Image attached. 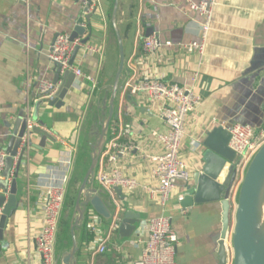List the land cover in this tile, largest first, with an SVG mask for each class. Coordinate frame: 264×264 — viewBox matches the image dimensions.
<instances>
[{"label":"crops","instance_id":"obj_1","mask_svg":"<svg viewBox=\"0 0 264 264\" xmlns=\"http://www.w3.org/2000/svg\"><path fill=\"white\" fill-rule=\"evenodd\" d=\"M123 2L126 15L128 2ZM111 8V0H99V9L88 26L82 0H0V151L11 156L15 143L10 144L9 137L18 133V119L27 117V112L29 120L42 122L54 139L39 149L36 147L40 138L31 135L29 139L31 148L18 167L17 208L8 218L0 242V264H39L34 237L42 228L48 185L65 178L67 200L73 204L85 164V137L95 110L92 111L91 104H96L99 91L97 86L93 90L84 78H68L66 85L70 88L63 100L65 105L55 109L46 105L39 84L54 81L50 49L57 35L73 33L79 19H83L86 28L82 38L88 37L86 44L99 50L85 57L81 64L84 75L94 78L96 83L102 71V79L111 77L117 50L110 24ZM132 9L131 21L120 25L122 35L130 30L124 41L129 73L132 67L138 79L146 75L180 86L193 85L201 99L186 119L180 150L192 175L202 167L201 144L213 128L226 129L237 123L256 130L264 127V0H215L203 55L163 49L147 57L142 50L146 28H152L161 41L199 39L201 19L189 11L186 0H134ZM60 82L65 81L61 78ZM127 96L119 103L111 127L118 118L129 126L131 133L125 140L134 142L136 149L119 157L116 166L139 185H155L148 156L158 148L150 133L163 132L166 127L155 103L144 95L131 96L130 100ZM11 157V166L8 163L2 171L9 172L6 189L18 161ZM184 192L185 187L178 184L164 206L151 200L140 186L132 193L122 192L123 201L117 196L120 208L132 210L140 217L136 230L128 237L114 230L107 250L92 255L98 240L108 234L109 225L95 222V233L86 227L78 236L76 264H132L140 258L146 241L141 223L161 216L171 219L177 237L175 264H218L221 203L183 207L178 198ZM0 196L7 197L3 191ZM229 200L231 205L235 202L233 197Z\"/></svg>","mask_w":264,"mask_h":264},{"label":"built area","instance_id":"obj_2","mask_svg":"<svg viewBox=\"0 0 264 264\" xmlns=\"http://www.w3.org/2000/svg\"><path fill=\"white\" fill-rule=\"evenodd\" d=\"M186 4L189 11L201 19V24L197 30L199 39L173 43L171 41H161L157 34L152 33L144 38L142 42V50L145 56L153 57L163 49L175 50L185 55H203L215 0L200 2L186 0ZM82 6L83 9L88 10V13L85 14L96 13L99 9V0H82ZM82 40V37L71 40L70 35H57L49 52V60L52 64L59 65L61 72L68 71L77 80L86 79L92 84V89L95 90L96 81L94 78L84 75L81 64L77 61L86 54H96L99 50L87 44H82ZM76 48H79L78 54L73 64L70 65V58ZM80 53L81 56H79ZM129 70L131 73L123 87L121 101L125 95H144L149 101L158 106L159 117L166 127L163 132L152 131L150 133L153 143L158 148L157 152L148 156L152 164L150 176L156 184L139 185L135 179L125 175L116 166L119 157L127 156L136 149L134 142L125 140L131 133L129 126L123 125L118 118L112 124L109 139L101 154L95 175V184L106 192L110 202L115 206V213L108 226V234L98 240L92 255L102 254L107 250L109 236L117 229L120 202L115 192L116 188L124 193H132L140 186L151 200L164 206L178 184L181 183L186 190L192 180L191 168L186 160L181 157L180 150L186 134V119L200 105V97L195 93L193 85L180 86L146 75L142 79H138V73L135 69L129 67ZM57 90V85L54 86L50 82L42 81L39 84V93L45 100L53 97ZM27 114L29 119V112ZM32 127L33 123L28 120L26 132L20 140L15 156L16 161L21 156L22 151L29 145V133ZM226 130L229 134L228 148L235 155V179L229 192V198L236 199L248 163L264 144V127L256 130L251 125L237 123L229 126ZM4 159L5 154L0 151V181L2 180L1 173L4 168ZM66 184L67 180L63 178L61 182L50 184L46 188L42 208V228L34 237L35 248L40 259L39 264H54L56 235L65 200ZM178 201L182 202L183 196H179ZM235 207L236 203L233 202L230 210L231 220L233 219ZM95 222L96 219L94 218L88 221L87 228L91 233H95ZM141 227L146 233V241L140 258L132 264H175L177 237L171 219L166 216L148 219L141 223ZM230 239L229 232L226 238V264H232Z\"/></svg>","mask_w":264,"mask_h":264},{"label":"water","instance_id":"obj_3","mask_svg":"<svg viewBox=\"0 0 264 264\" xmlns=\"http://www.w3.org/2000/svg\"><path fill=\"white\" fill-rule=\"evenodd\" d=\"M127 14L123 12V0H111L110 24L116 40V62L111 77L102 79L99 88L95 110L91 123L88 126L85 137V164L78 180V189L73 204L64 200L60 214L59 227L56 235L54 264H76V255L79 252L78 236L86 229L91 218L97 219L109 225L115 213V206L110 202L108 195L101 188L95 186V175L103 149L109 139L111 123L116 117V111L121 101V94L125 82L130 76L126 67L124 41L129 37L122 35L120 25L123 21L130 22L133 12L134 0H127ZM84 13H88L84 9ZM94 13L86 15L85 20L90 26V20ZM153 33L152 28L145 29V38ZM86 28L83 19H79L70 35L74 40L83 37ZM85 38H83L84 40ZM82 40V44L87 41ZM79 48H76L70 58L72 65ZM53 65V71L60 76L54 79L57 84L64 79L74 78L73 75L64 71L57 64ZM63 80V79H62ZM53 82V83H54ZM56 84V85H57ZM69 88L66 83L60 82L57 93L46 99L49 108L60 109L64 107V99ZM131 95L127 96L130 100ZM28 115V114H27ZM28 118H19L17 122L18 133L10 136V144H14L11 156L15 157L20 145V140L26 132ZM31 121V120H30ZM32 122V121H31ZM40 138L36 148L43 147L47 141L54 139L43 123H33L29 133ZM229 134L225 128L218 126L205 135L201 144L202 167L192 175V184L188 186L183 195L181 205L183 207L209 202H220L222 206L221 229L217 243L218 264H226V238L230 232V245L232 249V264H264V144L253 155L248 163L242 182L239 186L235 199L236 207L231 219V204L229 192L235 179L234 153L228 148ZM31 148V145L22 151L19 157L14 177L9 189L5 193L7 197L0 196V242L3 240L4 227L12 212L17 208L16 179L18 167L23 154ZM120 201H123L122 191L115 189ZM117 232L119 235L128 237L136 230L139 215L132 210L120 208ZM91 216V217H90Z\"/></svg>","mask_w":264,"mask_h":264},{"label":"rangeland","instance_id":"obj_4","mask_svg":"<svg viewBox=\"0 0 264 264\" xmlns=\"http://www.w3.org/2000/svg\"><path fill=\"white\" fill-rule=\"evenodd\" d=\"M85 42L87 41L88 42V37H86L85 39ZM83 40V41H84ZM79 56H81V53L79 54ZM84 56V55H83ZM85 57H87V54L82 58V59H79L77 62H80V64H82L83 62H84V60H85ZM60 75L57 73V74H55V77H54V79H57L58 77H59ZM103 71H102V74H100V79H99V81H98V83H97V92L99 91V88H100V86H101V84H102V78H103ZM70 77V76H69ZM68 77V78H69ZM61 78L65 81V83H66V80L68 79H64V76L62 75L61 76ZM54 82V81H53ZM53 82H50V83H52L54 86L57 84V82L55 83H53ZM95 105L96 104H91V107H92V111L95 109ZM32 120V119H31ZM10 164V166H11V164H12V157L10 156V155H5V159H4V166H6L7 167V164ZM5 167V168H6ZM2 178L4 179V180H1L0 181V190L1 191H3V192H5L6 191V188H7V184H8V179H9V172L7 171V170H4V172L2 173Z\"/></svg>","mask_w":264,"mask_h":264}]
</instances>
